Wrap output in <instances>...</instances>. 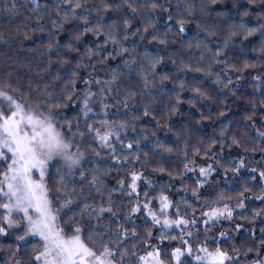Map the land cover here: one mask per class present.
<instances>
[{
  "label": "snow or ice",
  "instance_id": "6c2138e0",
  "mask_svg": "<svg viewBox=\"0 0 264 264\" xmlns=\"http://www.w3.org/2000/svg\"><path fill=\"white\" fill-rule=\"evenodd\" d=\"M125 2L132 13L138 10L129 0ZM249 2L256 4L258 0H249ZM169 3L170 0H151V3H144L142 7L146 10L145 15H152L154 20L158 19L155 17V10L160 9L171 13V9L175 8L176 17H178L175 23L180 33L186 30L185 17H195L197 14L203 16L210 11L209 5L197 4V0H175L171 8L166 6ZM210 3L217 4L218 0H210ZM220 3H223V0H220ZM259 3L264 5V0H259ZM112 6L107 3L88 5L87 0H53L52 7L57 16V20L52 22L55 27H63V22L70 19L82 20L85 25H88L89 17L93 11H96V24L92 27L85 26L83 31L91 32L96 38L102 35L104 37L103 43L97 45V50L88 48L89 62L84 63L81 60L77 64V69H91V72L84 77H81L78 71L75 72L68 78L59 98L45 89L42 95L33 100L31 95L24 96L19 88L13 90L11 82L7 85L8 90L0 88V210H2L0 211V237L4 239L13 237L12 243L0 244V252L6 256V259L0 257V264H25V257L28 264H131L133 258L136 259L137 264H241V256L246 258V264H264V228L260 229L262 238L259 242L254 247H245L243 250L237 247L235 242L231 245V251L225 250L210 233V228L221 219L231 220L235 209L246 208L243 200L247 197L243 192L237 197L240 202L235 205V208L224 202L232 197L225 196L221 190L215 199H204L203 207L207 209L206 211L201 210L197 215L196 208L189 206L184 211L191 215L181 214V204L189 205L186 198L188 192H191L193 199L197 202L201 201L204 194L199 189L209 184L212 174L217 171L214 164L218 162L214 158L212 163L198 167L200 178L196 181L195 189L185 188L180 194L179 203L173 201L165 192L155 197H150L149 193L144 192V200H140L138 181L143 179L147 187L154 188L153 182L144 175L143 171H130L128 173L130 184L120 180L116 187L109 189L102 179L104 171L100 164L93 165L94 161L103 159L97 148L110 152L112 159L121 162V157L116 155L117 148L112 143L113 139L128 150L133 148V142L128 141L125 144L121 139V133L126 132L129 127L124 120L103 119L99 121V127L96 126L95 120L92 123L88 121L100 115L107 117L110 110L117 105L127 109L129 101L137 98V93L127 91L122 99H117L121 95L119 88L115 87L120 81L119 69H112L110 78L103 79L98 75H92V72L97 71V66L92 61L107 62L130 51L135 52L136 41L143 40L144 36L141 34L133 40H129V36H136V33H148L150 28L154 33L151 34L152 40H158L161 44L167 43V40L161 39L159 29L155 27L153 20H149L143 28H136L135 32L130 31L131 24L125 20L124 35L121 38L120 29L115 26L117 22H105L100 15L101 10ZM6 7L9 13H15L18 6L15 0H9ZM77 9H82V14L77 15ZM216 15L227 18L231 13L225 9L217 12ZM242 15L248 16L249 11L245 10ZM252 15L258 20L264 19V10ZM173 20L174 17L169 14L167 22ZM232 27L233 29L238 27L242 32L237 33L235 30L230 32L223 47L217 48L212 53L216 63L221 62L219 58L224 55L225 49L229 47V42L234 36L240 34L247 39L258 32L264 37V23H259L257 27H249L246 23L240 22ZM40 30L43 31V28L41 27ZM170 34H172L171 28L164 33L165 36ZM76 39L78 41L79 37ZM124 41L131 44V49L124 46ZM261 43V51L264 53V41ZM108 46L112 47V51H108ZM117 46H119L118 51ZM51 47L49 45L50 49ZM68 47L72 45L69 44ZM205 50L211 51L206 45ZM162 60L163 57L157 55L151 65L142 70L145 91H150L155 86L153 80H149L148 77H154L155 65ZM134 62V58L125 60L124 70L134 71L131 67ZM107 66L105 63L102 67ZM252 66L245 64V68ZM217 80H220L219 75ZM255 80L264 83L260 75H257ZM77 81L82 82L83 89L76 87ZM232 84L233 81L229 79L224 87ZM93 85L98 87V91H93ZM230 91L234 94L235 88L233 87ZM109 100L115 103L109 104L107 102ZM94 105L99 107V112ZM261 106L264 107V101H261ZM69 112L76 114L70 118ZM113 114L120 113L117 111ZM147 114V107H145V115ZM227 131L226 127L222 130L221 136H225ZM257 131L259 132V129ZM259 135L264 140V132H259ZM86 137H92L90 143L96 145L92 149L91 156L82 143H78V141H84ZM225 142L214 140L213 145ZM213 145L203 149L205 157L214 150ZM229 146L243 148L241 140L234 135L230 139ZM220 151L223 153V147ZM244 151L256 152L257 149L245 148ZM259 151L264 153V146L260 147ZM199 152L200 149H197L194 155ZM187 156L188 153L185 152V158ZM123 159L127 161L128 157ZM139 161V154H134V162ZM232 162L236 164L232 168L233 173H239L245 167L244 157H240L238 163L233 158ZM260 162L264 163V155L261 156ZM184 170L187 174L197 171V167L194 162H189L184 165ZM158 171L163 172L164 169L160 168ZM251 171L257 173L261 179V192L255 196V199L264 201V169L254 168ZM227 174L225 170L224 175L227 176ZM36 176L39 178H35ZM169 176L172 177V173H169ZM251 179L255 181L256 177L252 176ZM179 182L183 184V179ZM118 190H127L125 198L129 201L123 218L118 214L124 212L123 200L114 207L116 201L113 200V194ZM244 191H250V189L245 188ZM105 196L107 207L103 203L96 204L97 197L103 201ZM132 196H136L137 199L132 201ZM153 199L157 201L158 210H153L151 207ZM142 211L145 213V219L154 228L159 226V229H163L156 233L150 229H144L143 240L140 239L137 227L129 229L125 226L126 223L136 225L134 217ZM105 215L110 216L111 219L103 221ZM16 216L20 219H16ZM257 217H264V209H254L251 217H242V219L255 221ZM86 218L87 224L82 223ZM198 224L204 228L205 240L200 242L197 239V246L194 249L193 244L185 237L198 238L199 229L196 227ZM137 226L143 228V224ZM186 227L191 230L185 231ZM242 227L241 224H235L237 232ZM170 230H179L180 236L167 235L166 233ZM249 232L255 237V229H249ZM219 237L231 240L227 232H219ZM177 239L181 246L171 247L170 242ZM209 239L216 245L214 248L207 246ZM32 240L37 242L32 244ZM128 240H135L137 243L129 248L125 243ZM166 242L169 243L166 244ZM138 247L148 250L140 255L137 251ZM250 253L254 256L247 259ZM185 257L190 259L186 260Z\"/></svg>",
  "mask_w": 264,
  "mask_h": 264
},
{
  "label": "trees",
  "instance_id": "16d2710c",
  "mask_svg": "<svg viewBox=\"0 0 264 264\" xmlns=\"http://www.w3.org/2000/svg\"><path fill=\"white\" fill-rule=\"evenodd\" d=\"M8 2L9 0H0V9H3L0 11V86L7 89L8 83L11 82L13 90L19 88L24 96L31 95L33 100L42 95L45 89L59 98L68 78L78 71L77 64L81 60L84 63L89 62L87 59L88 48L97 50L93 40H90L92 46L80 45L85 40L94 37L93 34L85 33L84 27L77 22L68 24L67 30L61 34L52 23L53 20H57L52 7L53 0H15L18 6L15 13L7 11ZM129 2L138 9L135 13H132L125 0H87L88 5H101V3L113 5L111 8L101 10L100 15L105 22H117L115 26L120 29L121 38L124 35L125 20L130 22L131 32H135L138 27L143 28L149 20H153L155 27L159 29L161 39L167 40V43L161 44L158 40H152L151 34L154 33L151 28L148 33H136V36H129V40H133L143 34L144 39L137 40L135 52L130 51L125 56V60L134 58L135 62L131 65L134 71H125L124 64H121L118 68L120 81L115 87L119 88L121 93L117 99H122L123 94L127 91L137 93V98L129 101L127 109L119 105L124 110L122 118L129 125L127 131L121 133V139L125 144L132 141L133 148L128 150L120 147L117 150L116 155L121 157V162L112 159L110 152L97 148L103 159L94 161L93 165L100 164L104 171L102 179L107 187L109 189L116 187L120 180H123L125 184H130L128 173L135 170L143 171L154 185V188H149L143 179L138 181L140 187L138 198L140 200H144V192L149 193L150 197H155L161 192L167 193L175 188H179V191H183L185 188L195 189V175L192 172L185 174L184 165L189 162H194L196 165L199 161L213 160V157L216 156L217 158L214 157V159L221 163L224 170H231L233 168L231 162L220 152L224 143L213 145V141L224 140L229 145L233 135L241 140L243 148L236 146H231V148H237L248 159L251 155L259 154V148L264 146V140L253 130L250 123L256 119L258 114H261L264 119V107L261 106V101H264V83L252 78L259 73L263 75L262 79H264V53L261 51V42L264 41V37L258 32L247 39H244L240 34L234 36L229 42V47L225 49L224 55L219 58L220 63L215 62L212 53L217 48L223 47L230 32L233 30L237 33L242 32L238 27L233 29L232 25L243 22L249 27H257L259 23H264V19L258 20L256 16L252 15V13L264 10V5H261L259 0L256 4H251L249 0H223V3L218 0L217 4H211L210 0H197V4L210 6L209 13L203 16L197 14L195 17H185L186 30L184 33H180L175 23V20L178 19L175 8L171 9V13L160 9L155 10V17L158 19L154 20L152 15H145L146 10L142 7L144 3H151V0H129ZM172 3H175V0H170L166 6L171 8ZM117 5L119 7H116ZM225 9L231 13L229 17L216 15L217 12H222ZM245 10L249 11L248 16L242 15ZM82 11V9H77L79 15L82 14ZM169 14L174 17L172 22H167ZM95 16L96 11H93L89 17L88 27L96 24ZM41 27L43 31L40 30ZM169 28H171L172 34L165 36L164 33ZM77 37H79L78 41ZM69 44L72 47H68ZM49 45L52 46L51 49ZM205 45L211 51H206ZM124 46L131 49V44L127 41H124ZM118 50L119 46H117ZM157 55L162 56L163 60L155 65L154 77H148L149 80H153L155 86L150 91H145L142 70L148 68ZM74 56L77 59L72 64ZM92 63L104 65L109 61L93 60ZM246 63L253 66L245 68ZM68 64H72V67L67 68ZM88 72H91V69ZM99 74L102 73L99 72ZM99 74L92 72V75ZM217 75H219L221 83L215 82ZM229 76L232 77L233 84L228 87H233L239 81L245 80L243 86L247 87L245 88L247 90L241 94L242 117L229 114L225 91H230L231 88L224 87L230 79ZM79 82L77 81V83ZM77 83L76 87L79 88ZM145 107H147V115H145ZM112 111L113 109L110 110L106 119L113 120ZM74 114L76 113H71L69 117L71 118ZM101 118L100 116L90 120L99 123ZM227 118H229L228 121H226ZM208 123H212V125H207ZM226 127L228 131L222 137L221 132ZM128 130L134 131V133ZM210 145H213L214 150L205 157L203 149ZM95 147V144H91L92 149ZM245 148L249 150L256 148L257 151L245 152ZM197 149H200V152L194 155ZM185 152L188 153L187 158H185ZM132 153L139 154V162H134ZM124 157H128V160L125 161ZM190 166L193 165L190 164ZM85 167L90 166L85 165ZM160 168H163L164 171H158ZM169 173H172V177L169 176ZM252 176L257 178L256 174L245 173L240 177L238 185H223L220 188L232 199L239 197L241 192L247 197L244 199L246 208L241 211L235 209L231 220L225 219L224 223H218L216 235H213L210 230L211 236L217 238L219 245L227 251H231L233 242L243 250L245 247H254L262 238L260 229L264 226H259L258 232L256 231L255 237H253L249 232V229H252L249 226L250 219H242V217H251L254 209H264V201L255 205L249 200L251 196L255 197L261 192V183L256 179L253 181ZM89 179H91V175H89ZM181 179H183V184L179 182ZM245 188L250 191H244ZM126 195L127 190H118L113 194V200L116 201L114 207L123 200L124 212L118 213L122 218L126 215V209L129 206V201L125 198ZM136 199V196L131 197L132 201ZM207 199L209 200V197ZM155 201L151 200V205L158 208ZM101 203L107 207L106 196L103 201L99 197L96 198V204ZM192 206L198 207L199 205L194 202ZM63 218L66 219V217ZM110 219V216L105 215L103 221ZM134 219L136 225L126 223L125 226L129 229L137 227L141 240L144 239V229H150L154 233L158 230L163 231V229H159V226L154 228L145 219L143 211L137 214ZM148 219L150 220V218ZM82 223L87 224V218ZM140 224H143V228L137 226ZM235 224L243 225L239 232L235 230ZM199 227L203 231L201 233L204 234L203 226L199 225ZM219 232H227L231 236V240L220 238ZM166 234L180 236L178 230L169 231ZM12 241V236L7 239L0 237V244H9ZM173 241H171V247H173ZM36 242V240H32V244ZM125 243L131 248L137 241L128 240ZM168 243L166 242V244ZM147 250L139 247L137 249L140 255H143ZM253 256L254 254L250 253L247 259H251ZM0 257L6 259L2 252H0ZM240 261L241 264H246L245 257L241 256ZM25 264H28L27 257H25ZM131 264H137L135 258L132 259Z\"/></svg>",
  "mask_w": 264,
  "mask_h": 264
},
{
  "label": "rangeland",
  "instance_id": "374dc122",
  "mask_svg": "<svg viewBox=\"0 0 264 264\" xmlns=\"http://www.w3.org/2000/svg\"><path fill=\"white\" fill-rule=\"evenodd\" d=\"M77 15H79L78 12H77ZM76 22H77V24H81L83 27H85V26L88 27V25H89V24L88 25H85L84 21H82V20L70 19V20H68L66 22H63V27H59V28L58 27H55V28H57L59 30V32L62 34V33H64L65 30H67L66 28L68 27L67 26L68 24H73V23H76ZM88 33H89V35L92 34L91 32H88ZM103 39H104V37H100V38L92 37L89 40L88 39L85 40L83 42V44H80V45L81 46H83V45L84 46H87V45L92 46V44L90 43V40H93V41H95L96 46H97L98 44L103 43ZM108 51H112V47L111 46H108ZM126 55H127V53L123 54L120 57H117L115 60H112V61L109 60V63L107 64L108 65L107 67H102L103 65H98V64L95 63L96 66H97L96 73H98V74H99V72L102 73V74H99L98 76L102 77L103 79H109L110 76H111V70L112 69H117V68H119V66L121 64H124L125 56ZM76 59H77V57L74 56L73 59H72V64L75 62ZM72 64H68L67 65V68L72 67ZM78 71H79V74H80L81 77H84V76H86V74L89 73L88 72L89 69L86 70V69L80 68V69H78ZM257 75H260L263 78V75H261L259 73H257L256 75H254L252 78L255 80V77ZM229 78L232 80V77L229 76ZM215 82L221 83V79L219 81L216 80ZM244 82H245V80H242V81H239L237 84L233 85V87L235 88L234 94H233V92H231L229 90H226L225 91L226 92L227 99H228V101H227V107L229 109L230 116L242 117V113H241L242 112V108L241 107H242V104L243 103H242V96H241V94L247 90V89H245L247 87L244 88V86H243L244 85ZM77 84H78V87L80 89H83L82 82H79ZM93 87H94L93 88V91H98V87L96 85H93ZM233 87H228V89H230V88L232 89ZM0 88H4V87L3 86H0ZM5 90H8V89H5ZM107 102L109 104H114L115 103V101H113V100H109ZM94 107H96V111L97 112L100 111L99 107H97L95 105H94ZM76 111H78V109ZM117 111L120 114L119 115H114L113 113L114 112H117ZM123 112H124V110H123L122 106L119 107V105H117L116 108H114L113 111H112V114L114 116L113 117V120H124L122 118ZM71 113H75V112H69L68 115H71ZM100 116L102 117L101 118L102 120L103 119H106L105 116H103V115H100ZM100 116L92 117L91 119H96L97 117H100ZM125 118H126V116H125ZM228 120H229V118L226 119V121H228ZM254 121H255V124H253V122L250 123V126L253 128V130H255L256 133H258V134H259V132H264V123H263L264 122V119L262 118V115L261 114H258V116L256 117V119ZM81 122L83 123V120H81ZM88 123H92V121L89 120ZM207 125H210L211 126L212 123H208ZM96 126L99 127V123H96ZM257 129H259V132L257 131ZM128 131L131 132V130H128ZM123 133H125V132H123ZM131 133H134V131H132ZM69 135H71V134H69ZM91 140H92V137H86V139L84 141H82V142L81 141H78V143H82L83 147L87 150L89 156H91V153H92V148H91V143H90ZM112 143H115L114 145L116 146L117 150H119L120 147H123L116 140L114 142L112 141ZM222 147H223L224 151L221 154H223V156L226 157L231 162V165H232L233 168L236 166V164L232 162L233 161V158H235L236 161H237V163H238V159L240 157H244V159H245V167L242 168L239 173H233L232 172V169H231V170L227 171L228 174H227V176H225L224 175L225 170L223 169V166L221 165V163L219 161L215 160V161L218 162V163L214 164V167L217 168V171L212 174L210 183L207 184V185H205L204 188H201L200 189V192L204 194L202 196V198H201V201L197 202L195 199H193L191 193L188 192L186 198L189 201V205H183V204H181V208H182V213L181 214H184V215H188L189 216V213H186L184 211V209H186L189 206L190 207H194V206H192V203H194V202L197 203V205H199L198 207H194V208H196L197 215H199V213H200L201 210L206 211L207 209L203 207V203H204V199L205 198H208L209 197V200L215 199L216 198V195H218L221 192V189L220 188L223 185H230V186L238 185L239 184L240 177L243 174H245V173L256 174V176H257L256 181L261 183V179H260L259 175L257 173H255V172L251 171V170L254 169V168L264 169V163H261L260 162L261 161V156L264 155V153H261L260 152L257 155H251L250 158L248 159V157L245 154H243L242 152H240L235 147L234 148H231L227 143H224ZM131 155L134 156L133 153ZM214 157L217 158L216 156H214ZM212 162H213V160L203 161V162L202 161H199L195 165L197 167V171H194L192 173H194L195 178H196V181L200 178V174L198 172V167L199 166H204L206 163H212ZM35 178L38 179L39 177L36 176ZM183 191L182 190L179 191V188H175V189H173V191L171 190V191L167 192L166 194H168L170 196V198L173 199V201L179 203L180 202V194ZM224 195L225 196H228L225 193H224ZM228 197H230V196H228ZM249 200L252 201V203H254L255 205H257L259 202H261V200H257V199H255V197H252V196H251V199H249ZM226 201L227 202H225V203H229L233 208H235V205L240 202L239 199H237V198H233V199H230V201L229 200H226ZM156 202L157 201H155V204H156ZM243 203L245 204L244 200H243ZM154 206L155 205H151V207L153 208V210H158V208L156 206L155 207ZM241 210H243V209H240V211ZM170 215H171V213H170ZM15 218L16 219H20L19 216H16ZM173 218H176V217L173 216ZM224 220L225 219H221L218 223L219 224H221V222L224 223ZM256 220L255 221H252L250 219L249 226L252 229H255V232L256 231L258 232V230H257L258 227L259 226H261V227L264 226V217H257ZM217 224L215 226H213V227L210 228L211 233H213V235H216V232L215 231H216V228H217ZM199 225L200 224L196 225V227L199 229V237L198 238H188V237H185V239H189V242L193 244V248L194 249L197 246V239L200 242H203L205 240V238H204L205 236H204V234L201 233L203 231H202V229H200ZM201 227H202V225H201ZM247 228H249V227L247 226ZM189 230H191V229L190 228H187V227L185 228V231H189ZM18 234H20V233H18ZM216 240H217V238H216ZM170 245H171V242H170ZM177 246H181L178 239L173 241V247H177ZM207 246L209 248H214L216 245L212 244L211 243V239H209L208 240V243H207ZM184 259L188 260L190 258L185 257Z\"/></svg>",
  "mask_w": 264,
  "mask_h": 264
}]
</instances>
